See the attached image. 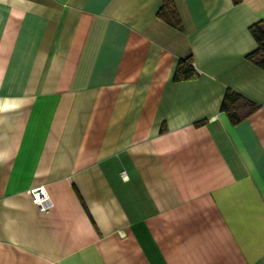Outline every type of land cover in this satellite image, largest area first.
<instances>
[{"label":"crops","instance_id":"0c3cea01","mask_svg":"<svg viewBox=\"0 0 264 264\" xmlns=\"http://www.w3.org/2000/svg\"><path fill=\"white\" fill-rule=\"evenodd\" d=\"M258 23L264 0H0V264H264Z\"/></svg>","mask_w":264,"mask_h":264},{"label":"trees","instance_id":"16d2710c","mask_svg":"<svg viewBox=\"0 0 264 264\" xmlns=\"http://www.w3.org/2000/svg\"><path fill=\"white\" fill-rule=\"evenodd\" d=\"M168 13L171 19L170 21L173 24L178 25L177 15L173 10L172 5H170ZM249 32L256 41L258 47L254 52L250 53L247 56V59L251 63L264 69V24H255L249 29ZM197 77L198 73L192 66L191 58H186L185 60H180L178 62L173 76L174 81L191 80L196 79ZM239 108H245L244 111H242L243 113L241 116L238 115ZM255 109L256 106L254 104L248 102L247 100L230 90L226 91L221 105V111L225 112L228 115L232 124L238 123Z\"/></svg>","mask_w":264,"mask_h":264},{"label":"built area","instance_id":"2783aa9c","mask_svg":"<svg viewBox=\"0 0 264 264\" xmlns=\"http://www.w3.org/2000/svg\"><path fill=\"white\" fill-rule=\"evenodd\" d=\"M121 178L123 179V180H126L127 179V176H126V174L124 173V172H121ZM39 200H37V202H38ZM39 203V202H38ZM43 208V207H42Z\"/></svg>","mask_w":264,"mask_h":264}]
</instances>
